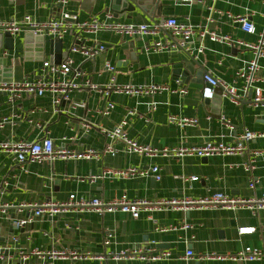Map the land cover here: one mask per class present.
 <instances>
[{"label":"crops","instance_id":"obj_1","mask_svg":"<svg viewBox=\"0 0 264 264\" xmlns=\"http://www.w3.org/2000/svg\"><path fill=\"white\" fill-rule=\"evenodd\" d=\"M57 0H0V20L21 25L26 16L44 21L52 16L69 12L80 22L98 19L106 21L111 10L110 0H67L62 8L54 7ZM142 10L124 13L112 22L132 24H161L175 18L181 24L196 30H206L230 41L240 40L256 44L264 31V3L261 0H204L203 2H176L173 0H144ZM247 17L255 27V33L243 31L237 20ZM14 35V50H0V58L7 59L8 73L15 81L36 80L41 76L44 61H52L53 50L49 42L34 48L29 53L25 34ZM149 36L131 38L112 31L83 33L80 45L91 47L104 44L106 51L95 60H84L81 54H69L77 43L69 34L64 39L63 59L68 55L74 60V67L82 72L78 83L80 91H73L70 99L56 108L49 95L24 96L10 102L6 93L0 92V122H7L0 128V142L39 141L45 136L54 140L57 149L68 148L81 153L93 149L101 150L112 144L121 149L122 143L111 142L106 131L112 130L130 112L127 133L138 143L158 149L177 146H203L209 141L234 140L246 130L264 132V107L251 106L248 96L240 106L233 104L217 88L212 97L206 98L210 86L182 82L174 74V65L183 56L181 52L154 51L152 46L162 39ZM52 40V39H46ZM36 45V44H34ZM203 53L192 55L197 64L195 70L227 82L242 93L244 81L237 78L240 70L256 58L253 51L237 48L227 42L213 41L208 35L196 42ZM110 63L116 67L115 79L121 85H159L170 91L150 97H130L112 94L106 97L87 83L103 87L111 79L105 69ZM187 64V62H186ZM260 81L255 86L264 93V58L258 60ZM1 78V76H0ZM195 80V77H192ZM186 90V94L181 91ZM206 99L209 102H206ZM112 102L115 108L109 116L102 111ZM156 103L155 111L149 104ZM17 116H20L18 119ZM170 116L198 120L195 127L181 128L168 123ZM211 117V120L208 119ZM222 118L226 120L222 121ZM87 123L89 127L84 129ZM264 152V138L252 141L242 155L217 156L208 159L148 158L120 152L98 161L85 159L57 160L53 164L33 163L28 172H20L14 156L0 152V205L36 204L43 201L66 202L71 195L77 199L99 198L112 201L122 196L130 200H145L148 208H141L140 216L134 219L122 212L99 215L93 211L69 212L54 217L43 215L28 224L23 230H16L12 221L29 217L27 210H0V245H9L13 236L20 239L25 251L81 250L95 255L120 251L133 244L169 251L171 256L159 261H113L104 264H264L261 260L245 261L234 259L240 252L258 249L264 253V209L254 211L248 206L234 209L221 207L171 208L159 207L157 202L172 200H200L215 193H224L231 198L250 200L264 194V153L256 157L255 169L245 171V166L254 158L253 153ZM159 167L161 180L153 176L136 177L128 180L97 178L107 169L135 167L142 170ZM16 176V178H14ZM197 177V181L191 178ZM251 180L256 181L254 189L249 188ZM7 183V184H6ZM184 225L189 228H183ZM242 227H256L252 235L241 236ZM166 229V232H161ZM112 231L115 237L109 247L103 245L105 233ZM188 252L192 256L186 257ZM13 254V252H12ZM215 256V257H212ZM217 257H223L219 259ZM28 264H45L32 257ZM48 264H101L92 261H49Z\"/></svg>","mask_w":264,"mask_h":264},{"label":"built area","instance_id":"obj_2","mask_svg":"<svg viewBox=\"0 0 264 264\" xmlns=\"http://www.w3.org/2000/svg\"><path fill=\"white\" fill-rule=\"evenodd\" d=\"M176 2H203L204 0H173ZM264 3V0H261ZM67 4V0H57L54 7L62 8ZM106 21L100 22L98 19L92 18L91 20L80 22L77 16L69 12H64L60 16H52L47 20L41 21L33 16H26L21 25L11 24L0 20V33H11L12 35L19 34L21 31L31 32L35 36L44 37V39H58L64 40L69 34H72L77 41L69 50V54H81L84 60H95L99 55L106 51L104 44H97L91 47L80 45L83 33H97L99 31H112L119 35L128 36L131 38H144L149 36L160 37L161 32L165 33V41L162 39L155 42L152 46L154 51L166 52H188L191 55L196 51L203 53L202 47L196 48V42L204 39L208 35L213 41H223L237 48H246L254 52L256 58L252 60L248 66L240 70L237 78L244 81V89L239 93L238 89L229 85L227 82L215 78L211 74L204 76V81L210 86L205 92L206 98L213 96L214 91L219 88L222 90L224 97L229 98L230 101L240 106L245 98L252 92L251 106L254 108L264 107V93L262 88L255 86L258 81L259 64L258 60L264 58V31L260 34V38L256 44H248L240 40L230 41L228 37L220 38L214 33H209L206 30H196L192 26L181 24L175 18H169L161 24H126L120 22H112L113 14L106 13ZM244 32L248 34L255 33L254 25L247 17H240L237 19ZM74 60L68 55L62 59L60 64L52 61H44L41 68V76L36 80H21L11 82H0V92L6 93L9 96L10 102L21 100L24 96H46L49 95L56 108H60L65 102L70 99V94L73 91H80L83 85L78 83V78L82 76V72L74 67ZM105 69L110 73L111 79L103 87L87 83L90 89L97 90L104 94L106 97L116 94L119 96L130 97H150L160 94L164 91H170L167 86L159 85H121L116 82L115 73L116 67L110 63L105 64ZM186 94V90L181 91ZM150 111H155L157 104H149ZM115 104L110 102L107 107L102 111L103 115L109 116ZM136 112H130L129 116L123 119L112 130L106 131V135L111 142L119 141L122 143V148L115 149L112 144L106 145L101 150L89 149L81 153L69 150L68 148L57 149L54 140L45 136L39 141H4L0 142V152L15 157L17 162V169L20 172H28L29 165L33 163H49L53 164L57 160H78L85 159L90 161H100L107 156H116L120 152L136 154L148 158L165 157V158H185V157H198V158H212L217 156H231L242 155L249 149V144L260 138H264V132H251L246 130L243 134L235 137L234 140L225 141H209L203 146H177L174 148L158 149L151 146H145L138 143L136 140L129 137L127 127L129 125L130 117L134 116ZM19 119L20 116H17ZM211 120V117H208ZM7 118L0 122V128L7 122ZM222 121L224 118H222ZM168 123L176 125L181 128L195 127L198 120L189 118H180L177 116H170ZM84 129L87 130L89 125L85 123ZM263 151L253 153L254 158L245 166L246 172H251L255 169V158L263 154ZM153 176L157 181L161 180L160 169L154 166L147 170L138 169L135 167H128L126 169H107L97 178H115V179H132L136 177H149ZM16 178V176H14ZM197 177L191 178V181H197ZM7 184V183H6ZM256 181L251 180L249 188L254 189ZM150 203L145 200H130L127 196H122L112 201H104L99 198L94 199H77L75 195H71L66 202L57 201H43L36 204H21L16 206L14 204L0 205V210L7 213L9 210L20 209L27 210L29 217L21 220L12 221L13 227L16 230H23L28 224L43 215L51 217L62 215L69 212H83L93 211L99 215L105 213L122 212L130 214L134 219L139 218L141 208H148ZM159 207L171 208H205L209 206L234 209L237 206H248L251 210L260 211L264 209V194L260 198L244 200L231 198L224 193H215L206 196L200 200H172L157 202ZM183 228L187 229L189 226L184 225ZM162 229L161 232H166ZM257 231L256 227H242L239 229L241 236L252 235ZM115 237L114 232L108 231L105 233L103 245L109 247ZM146 247L144 245L133 244L120 251H110L104 254L95 255L89 251L79 250H44L34 249L25 251L20 247V239L13 236L12 242L9 245H0V264H28L32 257H35L45 264L49 261L63 260V261H92L97 260L101 264L106 261H159L167 259L171 256L169 251L161 250L155 246ZM13 252V254H12ZM192 256V252H188L186 257ZM264 253L258 249H248L240 252L234 259L245 261L261 260ZM215 257V256H212ZM222 259L223 257H217Z\"/></svg>","mask_w":264,"mask_h":264},{"label":"water","instance_id":"obj_3","mask_svg":"<svg viewBox=\"0 0 264 264\" xmlns=\"http://www.w3.org/2000/svg\"><path fill=\"white\" fill-rule=\"evenodd\" d=\"M143 1L144 0H110L111 10L114 13V17L118 18L124 13L135 12V9L142 10L141 5ZM47 42H49L50 47L53 50L52 62L60 64L63 59L64 40H46L44 37L35 36L33 33L25 34V43L27 45L26 48L29 53H32L36 47H38V49L43 47V45ZM14 44V35L8 32L0 33V50L5 52L12 51L14 50ZM175 53L177 54V52ZM181 53L183 59L174 65L175 76L186 84H190L191 82L201 84L206 72H204L202 69H199L198 71L195 70L197 61L190 53L185 51H182ZM8 73H12V70L7 68V59L0 58V82H11L13 80L12 76ZM193 76L195 77V80L192 79ZM249 96H252V92H250ZM206 102L208 103L209 100L206 99ZM203 159L205 160L206 158Z\"/></svg>","mask_w":264,"mask_h":264}]
</instances>
